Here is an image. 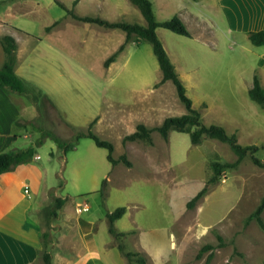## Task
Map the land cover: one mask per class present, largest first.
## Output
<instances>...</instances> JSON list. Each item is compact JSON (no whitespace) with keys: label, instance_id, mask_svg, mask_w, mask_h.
Listing matches in <instances>:
<instances>
[{"label":"rangeland","instance_id":"1","mask_svg":"<svg viewBox=\"0 0 264 264\" xmlns=\"http://www.w3.org/2000/svg\"><path fill=\"white\" fill-rule=\"evenodd\" d=\"M152 1L159 21L177 13L172 6L160 12L157 0ZM180 2L191 36L157 31L194 108L204 124H220L240 144L257 145L255 155L264 163V108L248 93L256 72L264 86V46L251 43L245 21L230 29L226 16L221 17L222 0ZM86 16L146 24L130 0H0V69L6 60L2 40L10 35L17 45L15 71L27 90L18 94L1 89L20 109L13 126L18 137L6 151L43 139L36 146V161L46 170L50 192L34 217L42 230L58 226L50 211L61 197L78 216L82 207L76 203L86 201L91 209L80 213L85 219L126 207L127 215L117 222L121 229L174 226L179 237H192L180 244L185 264L248 262L245 255L252 264L263 260L264 229L250 215L264 199V166L248 153L237 168L224 170L209 184L211 162L237 160L228 143L203 136L194 145L187 133L171 131L164 139L156 130L152 143L123 142L139 123L155 128L164 116L185 114L186 107L171 81L160 83L162 71L149 41L132 35L126 43L123 30L79 19ZM123 44L106 67L105 61ZM160 103L164 111L150 108ZM92 122V131L113 143L114 158L125 155L131 166L123 161L112 165L108 151L90 138H80L66 153L54 139L70 142L87 134ZM203 188L205 194L188 207ZM207 245L214 248L201 252Z\"/></svg>","mask_w":264,"mask_h":264},{"label":"crops","instance_id":"2","mask_svg":"<svg viewBox=\"0 0 264 264\" xmlns=\"http://www.w3.org/2000/svg\"><path fill=\"white\" fill-rule=\"evenodd\" d=\"M180 1L157 0V4L160 12L167 11L171 6L176 7L177 13L174 15L179 16L186 24L181 12L184 4ZM247 3L252 6H246ZM255 4L259 5L253 9ZM153 7L155 11L154 3ZM187 11L189 12V9ZM220 13L223 19L226 16L232 30L235 22L245 21L248 38L249 32L264 29V0H222ZM15 104L11 94L0 88L1 153L8 152L6 150L13 146L18 137L13 132V126L17 120L15 117H20V109ZM165 107L164 103H160L159 106L152 105L150 108L155 112L164 111ZM164 119L165 116L162 120ZM36 157L37 153L30 161L0 174V264H45V242L47 251L51 254V264H121L115 253L116 250L119 251L118 244L108 230L107 214L103 218L85 219L80 217L83 212L75 216L67 206L66 200L56 218L58 226L52 224L48 232L42 230L34 217L35 212L46 202L50 188L45 181L46 170L38 164ZM242 195L243 193L239 195L237 203ZM76 204L87 205L89 210L91 209L86 201ZM110 212L112 211L108 213ZM105 222L107 226H104ZM117 222L118 220L116 226ZM173 227L132 226L131 229H121L117 226V229L127 233L123 237L127 250L141 253L147 259V264H185L184 251L180 244H185L192 237L188 234L179 237ZM104 231L105 236L102 235ZM44 233L48 234L45 239ZM244 259H248V262L227 263L252 264L251 257L245 255ZM255 264H264V259Z\"/></svg>","mask_w":264,"mask_h":264},{"label":"trees","instance_id":"3","mask_svg":"<svg viewBox=\"0 0 264 264\" xmlns=\"http://www.w3.org/2000/svg\"><path fill=\"white\" fill-rule=\"evenodd\" d=\"M142 14L146 24L143 25L137 22L128 21H109L100 17H81L79 19L96 23L98 25L112 28L121 29L126 33V43L129 42L132 35H138L141 39L149 41L153 46V52L158 60L160 69L162 71V79L160 83L171 81L177 92L178 99L186 107V113L181 116L166 117L160 126L155 128H148L145 124L139 123L133 133L126 135L123 138V142L127 141H145L152 143V133L154 130L160 133L164 139L169 138L171 131H178L181 133H187L190 135L192 144L198 145L202 142L203 136H207L211 139H216L224 143H228L232 151L237 155L235 162H219L213 161L210 166L213 170V175L209 180V184L215 183L221 176L224 170L235 169L243 161V159L251 154L253 162L258 166H264L262 160L255 155L259 148L255 144L242 145L239 143L236 134H229L226 128L220 124L206 125L201 120V115L198 110L193 106L192 99L187 94V89L180 78L175 65L170 59L162 41L160 40L157 29L162 27L168 29L178 35L190 37L191 33L188 30L186 24L177 15H174L170 19L160 22L155 14L153 3L151 0H130ZM249 40L255 46L264 45V29L258 31L249 32ZM2 47L6 54V60L0 69V88L7 91L15 92L18 94L27 93L25 82L16 74V41L14 37L5 35L2 40ZM125 44L121 45L118 51L111 55L106 61L105 66L108 67L113 62L117 55L124 49ZM249 97L260 106L264 107V86L261 82L259 74L256 72L253 77V85L249 90ZM16 124V120H15ZM92 122L89 126L87 134H77L75 139L70 142L57 141V144L64 152L75 149L77 142L82 137H87L93 140L95 145L100 148H104L108 151L107 159L112 165H116L118 162L123 161L126 165L131 166V162L127 160L125 155H122L119 159L114 158L113 152L115 147L112 142L101 139L92 131ZM43 139L37 140L34 146L12 150L8 152L0 153V174L14 169L17 165L30 161L37 153L36 146L42 144ZM206 192V188L201 189L189 202L188 207H191L196 203ZM66 198L58 197L55 200V206L50 211V215L54 218L58 217L59 210L63 208L66 202ZM126 207H118L114 211L107 213L108 230L109 233L115 238L119 251L125 256L129 264H147V259L139 252L128 251L123 237L127 234L125 232H119L116 226V221L121 219L126 213ZM264 211V199L259 206L250 215V219H255L259 225L264 229V220L262 213ZM48 234L44 233L43 238H47ZM45 245L44 261L45 264H51V254L47 251V243ZM212 245H207L201 250L203 252L206 249H213ZM200 255V254H199ZM212 257L210 254L209 258Z\"/></svg>","mask_w":264,"mask_h":264},{"label":"built area","instance_id":"4","mask_svg":"<svg viewBox=\"0 0 264 264\" xmlns=\"http://www.w3.org/2000/svg\"><path fill=\"white\" fill-rule=\"evenodd\" d=\"M27 191V190H26ZM82 208H78V212L81 213L82 211H88L89 207L87 205L81 206Z\"/></svg>","mask_w":264,"mask_h":264}]
</instances>
